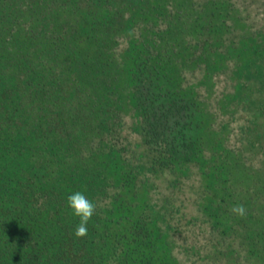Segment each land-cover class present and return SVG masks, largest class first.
Listing matches in <instances>:
<instances>
[{"label": "trees", "instance_id": "16d2710c", "mask_svg": "<svg viewBox=\"0 0 264 264\" xmlns=\"http://www.w3.org/2000/svg\"><path fill=\"white\" fill-rule=\"evenodd\" d=\"M0 264H264V0H0Z\"/></svg>", "mask_w": 264, "mask_h": 264}, {"label": "clouds", "instance_id": "9594fccd", "mask_svg": "<svg viewBox=\"0 0 264 264\" xmlns=\"http://www.w3.org/2000/svg\"><path fill=\"white\" fill-rule=\"evenodd\" d=\"M67 204L72 209L73 214L79 217V224L74 232L75 236H85L88 231L87 224L95 213L96 205L79 191L67 197ZM232 211L239 216H244L246 210L243 205H236Z\"/></svg>", "mask_w": 264, "mask_h": 264}]
</instances>
